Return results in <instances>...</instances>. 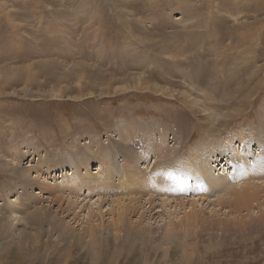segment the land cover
<instances>
[{
    "label": "rangeland",
    "instance_id": "rangeland-1",
    "mask_svg": "<svg viewBox=\"0 0 264 264\" xmlns=\"http://www.w3.org/2000/svg\"><path fill=\"white\" fill-rule=\"evenodd\" d=\"M223 151L208 175L251 165L247 205L188 177ZM263 155L264 0H0V264H264ZM154 173L182 204L130 188ZM133 196L93 242L88 206L110 225Z\"/></svg>",
    "mask_w": 264,
    "mask_h": 264
},
{
    "label": "bare ground",
    "instance_id": "bare-ground-1",
    "mask_svg": "<svg viewBox=\"0 0 264 264\" xmlns=\"http://www.w3.org/2000/svg\"><path fill=\"white\" fill-rule=\"evenodd\" d=\"M229 59V58H228ZM202 67V66H201ZM196 68V67H195ZM248 129V128H247ZM250 129V128H249ZM255 131H256V129H255ZM242 141H246L245 139H242ZM207 142V141H206ZM205 142V143H206ZM222 142H225V140H222ZM232 142H233V140H231L230 142H229V144H228V147H227V145H226V148H225V150L227 151L228 149H230L232 146H234L235 144H236V142L235 143H233L232 144ZM245 143V142H244ZM226 144V143H225ZM240 148L241 147H239L238 148V146L237 147H235V149H236V151H239L240 150ZM157 149V148H156ZM219 150V149H218ZM223 150V149H222ZM202 151V149L200 148L199 149V152H201ZM229 152H230V150H229ZM194 153V152H193ZM261 153V152H260ZM199 153H197L196 155H198ZM201 154H203V153H201ZM228 153L227 152H225V151H223L221 154H217V156L218 157H216V158H214V160H211V159H209V161H208V157L209 156H207L206 155V157H204L203 159L204 160H202V163L200 164V165H197V164H195V162L194 161H191L190 160V163H189V168H191L190 170H188V172L190 173L189 175H188V177H192L193 176V178H194V176L195 175H197V173H198V171H197V169L196 168H198V169H200V172H199V174L197 175V176H195L196 178H194V179H197V180H201V179H206L207 181H208V183H206L209 187H211V186H215V187H218V188H220V186H222L224 189H226L225 190V193H226V196H225V200H228V197L234 202V200H233V197H234V199H235V202L234 203H231V205H229V203H226V206H228V207H232V205L234 206V205H238V204H243V205H247L248 203H249V195H250V189H251V187H255V185H259V184H256V183H249V181L247 180V179H249V177H252V173L253 172H251V165L249 166L247 163H243V164H241V166H239L238 168L240 169V170H242V172L244 171V174L243 173H241L240 172V177H238V180H237V177H234L233 176V178H231V180H224V179H221L220 177H216V178H211L210 177V175H208L209 174V168H210V164H213V163H216L217 162V165L214 167V168H216V170L215 171H219L218 172V175L219 174H224L225 172H228V171H231V170H229V169H231L232 167H234L232 164V162H231V160L230 159H228L227 161H224L223 160V158H225V155H227ZM214 155V154H213ZM264 156V155H263ZM219 157H221V159H218L217 160V158H219ZM256 157H257V155H256ZM255 157V158H256ZM259 159V158H258ZM257 159V160H258ZM262 159V158H261ZM261 161H263V160H261ZM211 162V163H210ZM259 162V161H258ZM257 162V163H258ZM71 163H72V165H74L75 164V161H71ZM223 163H225L224 165H223ZM260 163V162H259ZM262 164V163H261ZM223 165V166H222ZM230 165H231V167H230ZM260 165V164H259ZM258 164H257V167L254 169V172H260L261 174L264 172V165H262V166H259ZM181 166V164L180 165H178V167L177 168H181L180 167ZM185 165H183V167H184ZM218 166H222V168L221 169H219L218 168ZM236 166V165H235ZM212 167V168H213ZM176 170V169H175ZM214 170V169H213ZM227 170V171H226ZM211 171V170H210ZM177 172V171H176ZM234 172V171H233ZM70 173V172H69ZM187 173V172H186ZM65 175H66V173H64ZM64 174L62 173V175L64 176ZM179 174V173H178ZM178 174H176V177H174V180H175V186H176V189L174 190V191H172L171 189H169V187L167 186L169 183L167 182V180H169V178L172 176V174L171 175H168V176H162V177H164L166 180H162V181H160V179H161V177L158 175V173H154V175H155V180L154 181H157L156 182V184L155 183H151V181H153V180H151L152 178H154V176H153V174H150L149 176H146V175H144V176H135V175H131V177H132V181H134V185H133V182H132V184H129V186H130V188L131 187H133V186H135L136 184H139L140 185V187H143V185H144V187L146 188V190H150L151 191V193L149 194V195H153L154 193H153V191H156V190H159V191H161V192H163L164 194H166V195H162L164 198H167V200H165V202H164V207H166V204L168 203V204H170L171 203V200L169 201V199H173V202H176V204H175V207L177 206V204L178 203H181L180 201H178L177 199V196H175V195H180V194H185V190H187V188H188V183H187V178H185L186 176H179ZM73 175V174H72ZM62 176V177H63ZM75 177V176H74ZM72 178V179H69V181H68V184H70V185H72L73 187H75L76 189H78L79 187H80V189H82L83 188V186L85 185L86 186V184H88V181H87V176L86 177H84V178H82L81 176H77V177H75V178ZM257 177H258V175H257ZM256 178V177H255ZM259 178V177H258ZM100 179V178H99ZM229 179V178H228ZM240 179H245V180H247L248 182L247 183H243V182H241L240 184L238 183V181L240 180ZM235 180H237V181H235ZM171 181V180H170ZM242 181V180H241ZM110 182V181H109ZM128 182H130L131 183V180H128V181H126V183H128ZM160 182H162L161 184H160ZM236 182L238 183V184H236ZM246 182V181H245ZM264 182V181H263ZM108 182H106L105 181V183L104 182H100V184L101 185H105V184H107ZM143 184V185H142ZM206 185V186H207ZM245 185V186H244ZM93 186V185H92ZM100 186V185H99ZM107 186V185H106ZM204 188V187H203ZM131 189H133V188H131ZM142 189V188H141ZM243 190L242 192H240V190ZM75 191V190H74ZM134 192V191H133ZM132 192V193H133ZM144 192V191H143ZM199 192V191H198ZM201 192L202 193H204V191L203 190H201ZM80 193V192H79ZM156 193H158V192H156ZM155 193V194H156ZM162 193V194H163ZM221 193V192H220ZM258 193H259V189L258 188H256L255 190H254V194H256V195H258ZM169 194H172V195H174V196H169ZM151 196H149L148 198H147V200H148V202L149 203H151L152 202V200H151ZM220 196H222V195H220ZM173 197H175V198H173ZM198 197V196H197ZM86 197H84L83 199H85ZM169 198V199H168ZM17 199V198H16ZM141 198L140 197H135V196H133V197H131L130 199H129V203H125V202H119V205L121 206V208L119 209L120 210V214H119V216H118V219H116V221L114 220V221H112L113 223H111L110 225H108V224H93V217H95V215L93 214L95 211L94 210H92L93 208H91L90 206H88V208H89V212H88V220L90 221V224H89V228L87 229V236H89L91 239H92V241L93 242H95V243H100V241L103 239V233H105L106 232V229H107V226H109L108 227V229L109 230H111V229H115L116 227H119L120 225H121V222H124V220L126 219V217H127V215H129V214H131V213H136V212H138L139 210H138V208L139 207H137V206H130V204H131V202H136V201H138V200H140ZM194 199V198H193ZM69 200H70V198H69ZM99 200L100 199H97V200H95V202L97 203V201L99 202ZM142 200V199H141ZM219 200V199H218ZM224 199H220V202H221V205H218L219 203H217V201L215 200L214 201V205L215 206H221L222 208H223V206H224V204L225 203H223V201H225ZM71 201V200H70ZM73 201V203L74 204H77L78 203V199H76V200H72ZM182 201H185V200H182ZM193 201V200H192ZM231 201V202H232ZM198 202V201H197ZM90 203V202H89ZM96 203H94V204H96ZM3 204V203H2ZM15 204V203H14ZM182 204V203H181ZM195 205L196 203H193V202H191L190 203V205ZM16 205V204H15ZM18 205V204H17ZM78 205V204H77ZM137 205H138V203H137ZM12 206V205H11ZM96 206V205H95ZM139 206V205H138ZM154 206V205H153ZM225 206V207H226ZM142 208V207H141ZM148 208H149V206H148ZM153 208V207H152ZM66 209V208H65ZM143 209V208H142ZM101 210V209H100ZM112 210H114V208H112ZM148 210V209H147ZM159 210V209H158ZM66 211H70V209H68V210H66ZM63 212V211H62ZM67 213V212H66ZM65 214V213H64ZM188 214V216H189V218H190V222H188L189 223V225H191L193 222H195L196 220H198V219H200L199 218V214L196 212V210H194V209H192V211L191 212H188L187 213ZM13 216H11L12 218L10 219V221H7V223H9L11 226L13 225V223H15L16 221L18 222L19 220H20V217H19V214L17 213V212H15L14 214H12ZM99 215V214H98ZM114 215V214H113ZM144 216V214L142 213L141 215H140V218H142ZM42 219V218H41ZM73 219H74V217H73ZM9 220V219H8ZM172 220V219H171ZM188 221V220H187ZM34 222V219L31 221V223H33ZM44 222H45V220L44 221H42L41 222V224L40 225H43L44 224ZM181 222V221H180ZM7 223H6V226H7ZM182 223H183V221H182ZM187 223V224H188ZM186 224V225H187ZM60 225V224H59ZM189 225H187V226H189ZM170 226H171V228H167V230L168 231H173V230H177V231H180V230H178L177 229V223H175L174 221H172L171 223H170ZM5 227V226H4ZM179 227H180V225H179ZM6 229V228H5ZM151 233L152 232H146L145 234H144V236H146V237H149L150 238V236H151ZM82 235V234H81ZM80 235V236H81ZM145 237V238H146ZM155 239V238H154ZM185 242V241H184Z\"/></svg>",
    "mask_w": 264,
    "mask_h": 264
}]
</instances>
